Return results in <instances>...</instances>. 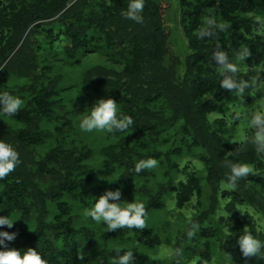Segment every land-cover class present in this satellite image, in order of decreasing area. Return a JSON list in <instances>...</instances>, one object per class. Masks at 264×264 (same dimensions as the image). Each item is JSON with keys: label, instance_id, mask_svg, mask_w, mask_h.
Returning <instances> with one entry per match:
<instances>
[{"label": "trees", "instance_id": "16d2710c", "mask_svg": "<svg viewBox=\"0 0 264 264\" xmlns=\"http://www.w3.org/2000/svg\"><path fill=\"white\" fill-rule=\"evenodd\" d=\"M128 3L129 0H0V66H4L0 70V93L8 91L24 100L14 117H0V141L12 145L21 160L13 173L0 180V216L20 219L13 228L3 227L0 231L17 233L9 247L19 249L21 254L37 247L48 264L88 263L87 259H77V248L83 243L82 249L87 250L93 235L72 225L78 216L72 213L70 202L91 209L105 193L88 185L93 170L85 161L91 149L82 152L62 143L47 148L44 145L53 137L62 139L74 116L88 115L96 100L112 98L117 102L118 116H131L134 125L130 134L115 133V142L99 148L101 167L119 170V183L125 188L130 186V180L144 175L135 173L131 157H154L157 151L153 149L150 154L148 149L160 136L159 126L180 122L181 141L189 137L190 143L205 149L208 206L203 208L201 186L192 175L201 164L189 158L175 181L163 185L148 208L160 209L159 194H169L179 213L186 211V205L194 210L189 221L200 225L197 235L205 241H219L223 253L231 255V264H264V260L245 259L237 243L246 230L264 241V227L249 211L255 206L264 213V201L258 195L250 196L255 188L264 191V179L259 175L264 172V155H258L252 145L236 153L238 144L229 143L233 131L226 135L225 129L236 122L229 113L239 96L220 87L221 78L211 59L217 40L230 58L240 47L247 46L251 56L240 77L252 79L256 67L264 63V27L255 22L256 17H264V0H178V16L189 52L181 79L176 78L173 64L172 68L165 67L168 52L158 8L145 0L144 23L138 24L122 17ZM206 15H214L219 22H231V28L216 38L197 39L195 33ZM95 54L103 55L109 65L90 66L80 74L85 90L77 104L71 102L75 107L67 108L58 96L59 75H50V60L81 66L87 56ZM8 75L23 80L15 87H7ZM251 90H245L241 101L248 99ZM159 98V110L148 107ZM166 113L169 115L165 117ZM244 134L251 135V129L246 128ZM226 161L248 163L258 175L239 181L235 191L224 190L229 173ZM140 190L146 192L143 186ZM21 223L27 227L32 224L33 231L23 230ZM118 231L120 235L133 232L136 243L147 248L161 244L160 236L150 227ZM205 250L207 258L192 254L187 263L217 264L212 262L210 248ZM107 256V251H101L94 264H109Z\"/></svg>", "mask_w": 264, "mask_h": 264}, {"label": "rangeland", "instance_id": "374dc122", "mask_svg": "<svg viewBox=\"0 0 264 264\" xmlns=\"http://www.w3.org/2000/svg\"><path fill=\"white\" fill-rule=\"evenodd\" d=\"M150 1L156 8H158L162 16V23L160 26L164 31L163 34L168 52V56L165 57L164 60L165 67L167 69L172 68L173 66H171V64H173L175 66L176 78L181 79L185 70V57L189 52L185 41V33L183 32V24L182 22L180 23L178 16V0ZM80 64L82 65L79 66V64H76L65 66V64L60 61L50 60V75H59L60 79L56 86L58 89V96L61 98V101L66 104L67 108H74L75 104L79 102L77 99L80 97L82 91L85 90V88L82 87L80 74L90 66L98 64L109 65L106 62V58L103 55L98 54L87 56V58H85ZM240 68L241 70H246V63L240 62ZM256 69L257 71L264 73V63L258 65ZM22 80L23 79H18L13 75H8L5 86L10 87V85L15 84L13 86L15 87L16 85H19ZM249 94L246 101L243 102L241 101V98L238 97L235 101L238 102L237 105H231L229 115L231 116L232 121L236 120L234 119V116L237 113L240 115L239 120H236L235 123L229 124V129H225L226 135L231 134L233 131L231 140L240 141V138L245 135V129H249L247 124L249 110L255 109L258 111H264V76H262L261 81L252 88ZM71 102L75 104H71ZM161 105L162 99L159 98L158 100L151 101L148 107L152 110H159ZM164 111H166L165 108ZM168 115L169 113L164 114L165 117ZM84 116H86V114H76L73 123H71V127L63 134V138L58 139L53 137L46 141L47 143L44 147L47 148L52 144L55 145L62 143L69 149L77 148V151L82 152H85L90 148V158L85 161L88 167L93 170L89 173L90 182L88 185H94L99 188L100 190H98V193H100L101 190L106 192L119 189L121 192V202H131L132 200L143 201L148 213L146 217L147 225L152 228L161 239L160 245L154 248H147L144 245L136 243L135 236L133 237V232L129 231L128 233L120 235L122 233L116 230L111 231V234L108 235L107 233L109 231H106V226L103 223L97 224L90 218H86L84 216V211L86 209L79 207L77 203L70 202L72 213H76L78 216L72 225L77 229H81L82 231L89 232L93 235V238L88 240V246L86 247L87 250L82 249L84 259H87L88 261L86 264H94L96 260L100 258L101 251L108 252L106 261L111 264L112 260L115 258V252L113 250L117 246L131 248L136 257V264H173L174 259L169 257V251L174 247H180L183 249L184 255L181 264H188L187 259L192 254H198L199 256L201 255L202 257L207 258L208 256L207 253H205V248H210L213 256V263L231 264V260L227 258L220 248L219 241H215L214 239H208L205 241L200 239L197 234L192 240H189L186 235L183 236L190 218L189 216L194 213V210L191 211L189 209V205L185 206L186 211L179 213L178 210H175L173 202L171 201L172 198H170L169 194L163 195L160 193L157 201L161 203V208H148L149 201L160 190V188L163 185H168L169 180L171 183L175 181L178 177V170L189 158H195L201 164L196 168L197 170H195L193 174L188 173L187 175L190 176L192 174L196 177L201 186L200 199L202 201V206L203 208L208 206L210 187L205 177L206 165L203 160L206 156L205 149L198 146L196 143H190L189 137L184 138L183 141H181L183 138V133L180 129L181 123L178 122L174 125L159 126V128L162 129L160 136L148 149L150 154L154 153L153 149L157 151V154L152 158H156L159 161V167L153 170L143 171V176L130 180L128 183L131 185L125 188V185L119 183V178L117 177L119 170H109L101 167L99 148L107 143L115 142L117 136L101 132L85 133L81 131L78 124ZM41 153L42 152L39 151V155ZM131 158L133 159V164L140 159H143V157L136 158L135 156H132ZM195 159L193 160L196 162ZM259 175L264 179V172H260ZM107 179L116 181L109 182ZM142 186L146 189L145 193L140 190V187ZM251 195H258L264 201V191L260 190V188H255V191H253L250 196ZM249 211L258 223L264 227V213L255 206L252 209L249 208ZM194 215L195 214H193V216ZM13 218L17 217L14 216ZM215 222L217 227L220 228V223L218 221ZM14 223H17V220ZM19 226L23 230L33 228L32 224L28 226L29 228L25 223H21ZM222 227L226 226L222 225ZM129 235H131L132 238H129ZM206 242L207 247L205 246ZM125 250L126 249H122L121 254H123V251ZM149 257H155L157 259L153 260Z\"/></svg>", "mask_w": 264, "mask_h": 264}, {"label": "clouds", "instance_id": "9594fccd", "mask_svg": "<svg viewBox=\"0 0 264 264\" xmlns=\"http://www.w3.org/2000/svg\"><path fill=\"white\" fill-rule=\"evenodd\" d=\"M145 8V0H129L126 11L122 13L123 19L131 20L138 24L144 23L143 11ZM258 26L264 27V17H256ZM231 28V22H219L214 15H206L202 19L201 26L195 35L199 40L216 38L218 33L227 32ZM251 56L249 47L242 46L236 52L233 58L229 57L227 51L223 50L217 40L215 50L212 52L211 59L215 62L218 69L221 88L234 92L241 99L245 95V90L254 88L264 76V73L257 71L252 79L240 77V62H245ZM4 66H0L3 70ZM79 94V93H78ZM77 94V95H78ZM251 95V94H249ZM24 100L20 97L10 94L8 91L0 93V117H14L21 111ZM117 102L112 98L98 99L90 108V113L84 116L78 124L81 131L85 133L101 132L108 134L127 133L130 134V128L134 125L131 116L121 114L118 116ZM234 119L239 120L240 115L237 113ZM247 124L251 129V135H244L240 141L228 140L229 143H236L238 147L236 153L247 150L248 145H252L258 155H264V111L255 109L249 110ZM21 163L19 153L12 145L0 141V180H4L13 173L17 166ZM225 167L229 169L226 176L224 190L235 191L241 180H247L249 176H257L258 173L254 167L248 163H232L225 162ZM159 167V161L156 158L149 157L140 159L134 165L136 174H140L145 170H153ZM108 180V179H107ZM115 182L116 180H108ZM243 215L244 213L241 212ZM146 205L143 201L132 200L131 202H121V192L119 189L115 191H106L94 203L91 209L84 211V216L90 218L97 224L103 223L106 231L116 230H143L148 228L146 217ZM20 218H12L10 215L0 216V228H13L14 222ZM29 228V227H28ZM200 225L195 221H189L185 230V235L189 240L196 237ZM30 231H33L29 229ZM17 233L0 231V264H48V260L44 259L41 252L36 248H27L21 254L16 248L9 247V244L15 240ZM239 249L245 259L255 258L264 260V241L257 239L251 231L246 230L240 235L238 241ZM83 243L77 248V259L84 260L82 252ZM126 249L121 254V250ZM115 258L111 264H136V257L131 248L117 246L113 250ZM184 252L180 247H174L169 251V257L174 259V264H181ZM156 260L155 257H149ZM227 258L232 259L227 253ZM201 264H207L201 261Z\"/></svg>", "mask_w": 264, "mask_h": 264}]
</instances>
